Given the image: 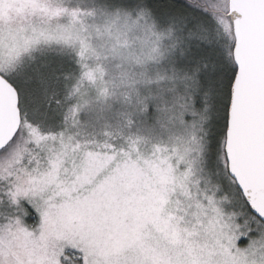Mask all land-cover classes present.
Listing matches in <instances>:
<instances>
[{"label":"snow or ice","instance_id":"6c2138e0","mask_svg":"<svg viewBox=\"0 0 264 264\" xmlns=\"http://www.w3.org/2000/svg\"><path fill=\"white\" fill-rule=\"evenodd\" d=\"M0 264H264V0H0Z\"/></svg>","mask_w":264,"mask_h":264}]
</instances>
